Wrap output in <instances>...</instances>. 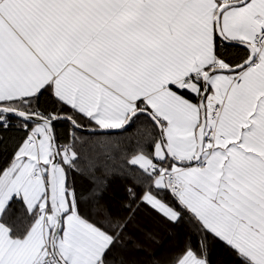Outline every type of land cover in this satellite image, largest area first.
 Returning <instances> with one entry per match:
<instances>
[{
    "label": "snow or ice",
    "instance_id": "obj_1",
    "mask_svg": "<svg viewBox=\"0 0 264 264\" xmlns=\"http://www.w3.org/2000/svg\"><path fill=\"white\" fill-rule=\"evenodd\" d=\"M0 264H264V0H0Z\"/></svg>",
    "mask_w": 264,
    "mask_h": 264
}]
</instances>
